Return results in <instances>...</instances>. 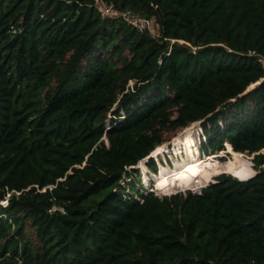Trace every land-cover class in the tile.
<instances>
[{"label": "trees", "instance_id": "16d2710c", "mask_svg": "<svg viewBox=\"0 0 264 264\" xmlns=\"http://www.w3.org/2000/svg\"><path fill=\"white\" fill-rule=\"evenodd\" d=\"M101 1L159 36L96 0H0V264H264V0ZM197 121L201 152L254 165L141 193L130 167Z\"/></svg>", "mask_w": 264, "mask_h": 264}, {"label": "rangeland", "instance_id": "374dc122", "mask_svg": "<svg viewBox=\"0 0 264 264\" xmlns=\"http://www.w3.org/2000/svg\"><path fill=\"white\" fill-rule=\"evenodd\" d=\"M251 87L252 86H250V89H251ZM201 122L202 121L194 122L185 128H180L175 132L169 133L167 135V141H165L161 146H159L157 148L158 152L155 154L157 156L154 155V158L156 157L157 161L159 160V163H157L156 158H155L156 165L158 166V173L157 174L154 173L153 175L152 174L148 175V172L146 171V169L149 166L148 165L149 160L154 159V158H152L153 156L149 157L148 159L146 158L145 160L141 161L144 168L141 167V162H140L136 166L138 168H135V170L139 169L140 173L137 172V174H133L134 177L132 178L133 180H135V182L137 184L136 187L143 186V189H146V188H149L150 190L154 189L157 195H162V196L173 194V193L161 194V193H159L160 191H158V190H161V191L180 190L178 192L184 193L183 191L187 190L186 188H182V186L185 187L184 183H182L180 185L177 184L172 189H165V188H161V181L167 180L170 176H173V174H175V176L178 177L181 173H186V172H189L190 170H193L195 168L194 166H196L197 164L205 163V167H203L201 171L196 173V177L199 178V180H201L203 182L206 178H209V177L217 174L218 171L222 167H224L225 164L223 162L227 161L228 157L235 158L236 160L240 161V159L242 157L241 154L237 155L236 153L229 151L230 147L227 146L226 142H225L224 149H222L220 151H216L215 153L210 151V152H208L209 155L205 154V152L204 153L201 152L200 146L207 140V137L203 134L204 130L202 129V123ZM222 124H223V120L220 122L221 126H222ZM189 128H192V131L191 130L187 131ZM177 142H181L183 145H185L184 148L182 146L175 147L174 144ZM195 142L197 144L196 146L198 148L199 153L196 152ZM179 149H180V151H183V152L179 155L178 154L176 155L175 153L177 150L179 151ZM185 149L189 155V161L191 164H189V162L187 161ZM167 150H168V153H164ZM225 154H227L228 157L224 156ZM243 154L245 156H248L249 159L252 161L253 154L252 155H250L248 153H243ZM221 161H223V162H221ZM252 163H253V161H252ZM161 165H163V166H161ZM252 167L254 168V166H252ZM149 168H150V166H149ZM221 174H223V173H221ZM221 174H219V175H221ZM228 174H230V173H228ZM219 175H216L209 183L215 182L216 178ZM199 176H201V177H199ZM132 179L129 178L128 176H126L125 181H123V184L129 185L130 184L129 182ZM155 183L158 185V187H157L158 189H156V187H154ZM187 184H188V186L190 185V183H187ZM130 187H131V185H130ZM137 190H138V188H136V190L131 189V192L137 193ZM136 196L140 197V195H136Z\"/></svg>", "mask_w": 264, "mask_h": 264}, {"label": "built area", "instance_id": "2783aa9c", "mask_svg": "<svg viewBox=\"0 0 264 264\" xmlns=\"http://www.w3.org/2000/svg\"><path fill=\"white\" fill-rule=\"evenodd\" d=\"M95 5L97 6L101 16L104 17V18L105 17H111V18H115V19H121V20L127 22L129 25H131L132 27L136 28L139 31H143V32L147 31L150 34H152L153 36H159L158 27H157L156 20H155L154 17H146V16H143V15H139V14H137V13L131 11V10H122V9H119V8L115 7L113 4H107V3H105V2H103L101 0H96ZM248 55L256 56L258 61L260 62V64L264 68V55H262L261 53L256 52L255 50H249L248 51ZM134 83H135V81L133 79H131L129 81L128 85H127L126 91H128L130 88L133 89ZM120 116H121V118L125 117L124 111H121ZM113 118H116V115L110 113L109 114V118L107 119V127L108 128L110 127V122H111V119H113ZM104 137L106 138V136H104ZM106 142L108 143L107 139H106ZM149 157H151V156L149 155L146 158L148 159ZM146 158L142 159L141 161L145 160ZM155 158H154V160H155ZM141 161H139V163ZM156 161H157V158H156ZM157 163H159V160L157 161ZM137 165H133L130 168H134V169L138 168V167H136ZM146 171L148 172V175L149 174H152V175L154 174L151 171V169L149 168V166L146 169ZM123 181H125V179ZM123 181H122V183H123ZM155 186H156V183H155ZM138 188L140 189L141 193L154 192L156 194L154 189L150 190L149 188H146L148 190L144 191L142 189L143 188L142 186H140V187L138 186ZM201 189L202 188H199V189H187V190H184L183 192L186 193L187 191L190 190L193 193H200ZM133 195L135 197H137L135 194H133ZM137 198H139V197H137ZM1 203L4 206H6L8 204V200L0 201V204Z\"/></svg>", "mask_w": 264, "mask_h": 264}, {"label": "bare ground", "instance_id": "6f19581e", "mask_svg": "<svg viewBox=\"0 0 264 264\" xmlns=\"http://www.w3.org/2000/svg\"><path fill=\"white\" fill-rule=\"evenodd\" d=\"M255 85V84H254ZM253 85V86H254ZM197 144H196V142H195V146H196ZM174 146L175 147H178V146H182L183 148H184V146L185 145H183L181 142H177V143H175L174 144ZM169 147V146H168ZM181 147V148H182ZM229 151H231V149H229ZM158 152V150L156 149V150H154L153 151V153H152V155L151 156H153L154 157V155L156 154ZM183 151H180V149H179V151L177 150L176 151V155L178 154H181ZM185 152H186V149H185ZM164 153H168V150L167 151H165ZM239 153V152H238ZM155 156H157V155H155ZM241 156H245L244 154H241ZM254 165V164H253ZM161 166H163V165H161ZM195 168L193 169V170H190L189 172H186V173H181L178 177H176L175 176V174H173V176H170L167 180H163V181H161V188H165V189H172L173 187H175V185H177V184H182V183H184V185H185V187H187L188 186V184L187 183H196V184H198V185H200L201 183H202V181L201 180H199V178H197L196 177V173L197 172H199V171H201L202 170V168L203 167H205V163H202V164H197L196 166H194ZM178 173V172H177ZM180 173V172H179ZM254 174V173H253ZM253 174H251V175H249V176H247V178H249V177H251ZM235 176V175H234ZM199 177H201V176H199ZM238 178H240V177H238ZM240 179H246V177L245 178H240ZM156 187V189H158L157 188V186H155ZM184 186H182V188H185ZM199 188H202V187H195L194 189H199ZM158 191H160L159 193H161V194H167V192H163V191H161V190H158ZM170 191H174V190H170ZM176 191H180V190H176Z\"/></svg>", "mask_w": 264, "mask_h": 264}, {"label": "water", "instance_id": "95a60500", "mask_svg": "<svg viewBox=\"0 0 264 264\" xmlns=\"http://www.w3.org/2000/svg\"><path fill=\"white\" fill-rule=\"evenodd\" d=\"M261 83V81H259V82H257L254 86H252L251 88H253V87H255V86H257L258 84H260ZM248 90H250V87H249V89ZM253 157H254V155H253ZM254 164V163H253ZM256 173H257V171L251 176V177H249V178H246V179H240V180H248V179H250V178H252L254 175H256Z\"/></svg>", "mask_w": 264, "mask_h": 264}, {"label": "clouds", "instance_id": "9594fccd", "mask_svg": "<svg viewBox=\"0 0 264 264\" xmlns=\"http://www.w3.org/2000/svg\"><path fill=\"white\" fill-rule=\"evenodd\" d=\"M152 153H153V152H152ZM167 157H168V156H167ZM155 162H156V161H155ZM152 172H153V171H152ZM153 173H155V172H153ZM157 173H158V172H157ZM157 173H156V174H157ZM152 184H153V183H152ZM142 187H143V186H142ZM144 187H145V186H144ZM154 187H155V186H154Z\"/></svg>", "mask_w": 264, "mask_h": 264}]
</instances>
